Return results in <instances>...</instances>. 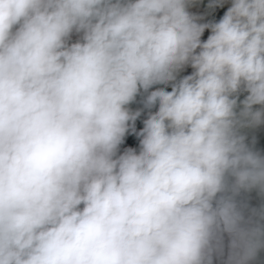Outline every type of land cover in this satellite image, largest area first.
Segmentation results:
<instances>
[{
	"label": "clouds",
	"instance_id": "1",
	"mask_svg": "<svg viewBox=\"0 0 264 264\" xmlns=\"http://www.w3.org/2000/svg\"><path fill=\"white\" fill-rule=\"evenodd\" d=\"M0 264H264V0H0Z\"/></svg>",
	"mask_w": 264,
	"mask_h": 264
}]
</instances>
